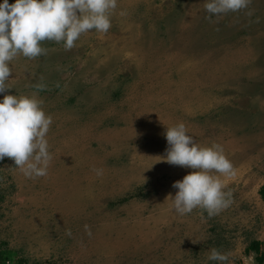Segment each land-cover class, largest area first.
I'll return each mask as SVG.
<instances>
[{"label": "rangeland", "instance_id": "1", "mask_svg": "<svg viewBox=\"0 0 264 264\" xmlns=\"http://www.w3.org/2000/svg\"><path fill=\"white\" fill-rule=\"evenodd\" d=\"M205 2L117 0L106 34L10 62L0 102L36 94L53 120V159L34 179L0 161L7 264H216L212 248L260 264L249 247L264 243V0L211 21ZM179 123L237 170L221 177L234 202L219 215L181 216L167 200L193 171L155 158Z\"/></svg>", "mask_w": 264, "mask_h": 264}, {"label": "clouds", "instance_id": "2", "mask_svg": "<svg viewBox=\"0 0 264 264\" xmlns=\"http://www.w3.org/2000/svg\"><path fill=\"white\" fill-rule=\"evenodd\" d=\"M251 0H206L207 19L220 18L228 13L247 9ZM117 0H16L0 4V93L9 89L12 74L10 62L18 56L29 60L46 56L45 43L62 44L66 51L76 46L81 36L91 31L106 34L112 27L111 15ZM126 13L121 12L120 15ZM42 90L44 85L35 86ZM53 120L42 107V101L32 96L5 95L0 102V161L5 157L14 161V168L25 177H46L53 159L47 134ZM168 147L158 158L173 166L193 171L176 181L175 196L169 194L174 210L181 216L195 209L206 211L209 218L228 209L233 192L225 191L221 177L233 178L237 170L224 154L220 144L201 147L183 123L167 127L163 134ZM102 175V169H93ZM166 200V201H167ZM85 230L89 236L88 225ZM66 234L71 236V230ZM230 252L216 248L209 250L207 259L216 264H230ZM243 264H254V257H242Z\"/></svg>", "mask_w": 264, "mask_h": 264}, {"label": "trees", "instance_id": "3", "mask_svg": "<svg viewBox=\"0 0 264 264\" xmlns=\"http://www.w3.org/2000/svg\"><path fill=\"white\" fill-rule=\"evenodd\" d=\"M260 192L264 199V188H262ZM262 246H264V243L257 241L252 243L249 247V251L251 250L257 254L256 259L260 264H264V250H261ZM10 254V252H7L5 250L0 251V261L2 262V264H7L8 261H10Z\"/></svg>", "mask_w": 264, "mask_h": 264}]
</instances>
